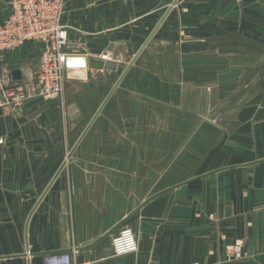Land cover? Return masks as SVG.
<instances>
[{
  "label": "crops",
  "instance_id": "crops-1",
  "mask_svg": "<svg viewBox=\"0 0 264 264\" xmlns=\"http://www.w3.org/2000/svg\"><path fill=\"white\" fill-rule=\"evenodd\" d=\"M172 2L66 0L64 22L81 35L70 32L65 96H85L87 125ZM33 47L0 57V75L25 96L18 105L0 96V264L65 252L73 264H264V0H179L76 149L66 124L78 105L41 96ZM107 54L112 69L92 67ZM172 59L179 81L164 70ZM146 61L179 94L149 99L177 114L164 123L188 126L183 136H95L125 124L119 96L139 92L128 81ZM206 112L222 130L208 142L195 136L190 161L189 126L204 125ZM136 219L137 250L112 256ZM236 241L244 256L230 261Z\"/></svg>",
  "mask_w": 264,
  "mask_h": 264
},
{
  "label": "built area",
  "instance_id": "built-area-1",
  "mask_svg": "<svg viewBox=\"0 0 264 264\" xmlns=\"http://www.w3.org/2000/svg\"><path fill=\"white\" fill-rule=\"evenodd\" d=\"M7 12L0 17V57L13 53L28 43L39 52V65L34 78L41 87L45 99L60 98L66 85V67L69 54L66 52L70 28L64 22L66 0H10ZM108 60L112 58L105 55ZM0 96L7 105L21 104L24 94L20 87L0 75ZM243 242L236 241L226 247L228 260L243 258ZM138 241L133 229L122 228L113 239L112 256L135 252ZM72 252L52 254L45 264H73Z\"/></svg>",
  "mask_w": 264,
  "mask_h": 264
},
{
  "label": "rangeland",
  "instance_id": "rangeland-1",
  "mask_svg": "<svg viewBox=\"0 0 264 264\" xmlns=\"http://www.w3.org/2000/svg\"><path fill=\"white\" fill-rule=\"evenodd\" d=\"M5 13V11L3 13L0 12V17L3 16L2 18H4ZM31 45L34 46V44ZM33 49V55L37 56V50L35 49V47H33ZM126 63L129 64L130 61H126ZM148 63V61L144 62V64H146V67L140 66V73L136 72V80L131 79L130 81H128V84L130 85L134 83L136 85L135 87L139 92H136L135 95L126 92L123 95L119 96V101H123L125 124L119 126L112 125L108 126L107 128L105 126L103 129L101 126V129H98L96 131V134H94L95 136H106V134L108 136H117V134H119V136L120 134L122 136H183L182 131H184L188 126L175 124V122L173 124L164 123L165 114L171 116L168 117L170 118V120H175L174 117H176L177 114L175 112L169 114L168 112H170L171 110L169 108L161 106V103L163 102L150 101L149 99V95L155 94V96L158 97L160 100H170L173 99L174 96H179V94L173 93V90H170V92H168V90H166V87L164 86V80L161 76H159L163 70H161V68H157L156 72L154 68H151L152 72L149 73L150 67ZM164 63V70L166 71V76L168 77H172V72H176V70H178L180 67L179 62L175 59L164 61ZM174 77H172V79H174ZM3 79L4 82L7 84V80L5 78ZM116 79V76L110 77L109 85L112 86L115 83ZM179 80L180 77H177V81ZM149 89H152L155 92H151L150 94ZM73 93L74 91L71 92V95L67 94V96H65L66 94L64 92L63 96L66 107L68 105L69 100H71V102L75 101L78 105L72 113V119H70V123L66 124L67 133L70 131L73 137L72 141H75V139H80L81 135L87 128L88 125L86 124V121L89 120L88 117L90 118V115L92 111H94V109L89 107V102L85 101V96L83 94L77 93L76 95H73ZM96 103L98 102H95V105ZM133 106H135V108H132ZM210 115L211 114L209 112L205 113L206 118L204 125L197 126L193 124L189 126L188 135L191 137L190 140H194L192 143H190L189 148L190 161H194L192 159H194L197 155V143L195 141L196 138H194L195 136H204V139L206 140L205 142H208V140H210L212 136L216 135V132L219 131L220 128L222 130V125L219 128L217 124L212 122V117H210ZM70 148L71 146L69 147V149ZM164 178L172 179L173 176H164L162 179L164 180Z\"/></svg>",
  "mask_w": 264,
  "mask_h": 264
},
{
  "label": "water",
  "instance_id": "water-1",
  "mask_svg": "<svg viewBox=\"0 0 264 264\" xmlns=\"http://www.w3.org/2000/svg\"><path fill=\"white\" fill-rule=\"evenodd\" d=\"M179 0H173L171 6L169 7V9L167 10V12L164 14V16L162 17V19L160 20V22L158 23L157 27L151 32V34L149 35V37L146 39V41L144 42V44L141 46V48L138 50V52L136 53L135 57L132 59V61L130 62V64L127 66L126 70L123 72V74L120 76L119 80L117 81V83L115 84V86L113 87V89L111 90V92L109 93L108 97L106 98V100L104 101V104L101 106V108L99 109V111L96 113V115L93 117L92 121L90 122V124L87 126V128L85 129V131L83 132L81 138L79 139L77 145L73 148L76 149V147H78V145L80 144V142L82 141V139L84 138V136L86 135V133L88 132V130L91 128V126L93 125L94 121L97 119V117L99 116V114L101 113L103 107L106 105V103L110 100V98L112 97V95L114 94L115 90L118 88V86L120 85V83L122 82V80L125 78V76L127 75L128 71L134 66V64L136 63V61L138 60V58L140 57V55L143 53V51L146 49V47L148 46L149 42L152 40V38L154 37V35L156 34L157 30L160 28V26L163 24V22L166 20V18L168 17L169 13L171 12L172 8L178 3ZM66 30L70 33H75L78 35H81L80 32H78L75 29L70 28H66ZM113 51V47L111 46L109 48V52ZM92 67L96 68V69H102V68H106V69H112L115 64H113L110 61L107 62V64L105 65V67H103L102 63L103 61H99L96 59H92ZM13 76V80L14 81H20L22 78V74L19 70H15L12 73ZM64 169V167H63ZM62 169V170H63ZM126 224H122L118 227L122 228L124 227ZM135 234L138 237L139 235V231H140V220L136 219L135 220Z\"/></svg>",
  "mask_w": 264,
  "mask_h": 264
},
{
  "label": "bare ground",
  "instance_id": "bare-ground-1",
  "mask_svg": "<svg viewBox=\"0 0 264 264\" xmlns=\"http://www.w3.org/2000/svg\"><path fill=\"white\" fill-rule=\"evenodd\" d=\"M26 45H27V44H26ZM26 45H25V46H26ZM23 47H24V46H23ZM23 47H22V48H23ZM20 49H21V48H20ZM20 49H18V50H20ZM18 50H16V51H18ZM15 85H16V84H15Z\"/></svg>",
  "mask_w": 264,
  "mask_h": 264
}]
</instances>
